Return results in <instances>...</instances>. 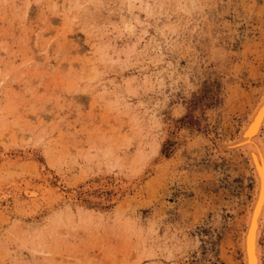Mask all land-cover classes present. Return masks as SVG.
<instances>
[{
	"label": "rangeland",
	"instance_id": "1",
	"mask_svg": "<svg viewBox=\"0 0 264 264\" xmlns=\"http://www.w3.org/2000/svg\"><path fill=\"white\" fill-rule=\"evenodd\" d=\"M263 92L264 0H0V264H244Z\"/></svg>",
	"mask_w": 264,
	"mask_h": 264
},
{
	"label": "bare ground",
	"instance_id": "2",
	"mask_svg": "<svg viewBox=\"0 0 264 264\" xmlns=\"http://www.w3.org/2000/svg\"><path fill=\"white\" fill-rule=\"evenodd\" d=\"M248 116L235 139L218 142L226 153L243 151L252 169L255 193L249 205L241 250L244 264H263L264 252L260 240L264 230V92Z\"/></svg>",
	"mask_w": 264,
	"mask_h": 264
}]
</instances>
